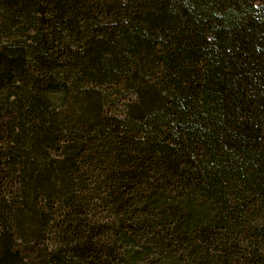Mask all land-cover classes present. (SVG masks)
<instances>
[{
    "label": "trees",
    "instance_id": "trees-1",
    "mask_svg": "<svg viewBox=\"0 0 264 264\" xmlns=\"http://www.w3.org/2000/svg\"><path fill=\"white\" fill-rule=\"evenodd\" d=\"M0 264H264V0H0Z\"/></svg>",
    "mask_w": 264,
    "mask_h": 264
}]
</instances>
